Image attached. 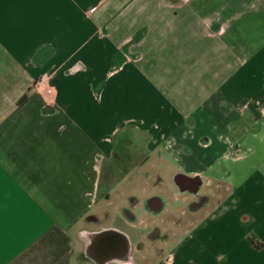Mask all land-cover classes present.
Returning <instances> with one entry per match:
<instances>
[{"label": "crops", "instance_id": "obj_1", "mask_svg": "<svg viewBox=\"0 0 264 264\" xmlns=\"http://www.w3.org/2000/svg\"><path fill=\"white\" fill-rule=\"evenodd\" d=\"M0 264H264V0H0Z\"/></svg>", "mask_w": 264, "mask_h": 264}, {"label": "rangeland", "instance_id": "obj_2", "mask_svg": "<svg viewBox=\"0 0 264 264\" xmlns=\"http://www.w3.org/2000/svg\"><path fill=\"white\" fill-rule=\"evenodd\" d=\"M126 132H128V134L127 135H125V137H131V138H138L139 139V135H136L135 136V134L132 132V130H130V129H127L126 130ZM128 148V147H127ZM132 148V147H131ZM136 150H134V151H131V157H135L134 155L136 154H138L137 153V151L135 152ZM128 153V152H127ZM134 153V154H133ZM126 155V154H125ZM120 171H121V168H120Z\"/></svg>", "mask_w": 264, "mask_h": 264}, {"label": "built area", "instance_id": "obj_3", "mask_svg": "<svg viewBox=\"0 0 264 264\" xmlns=\"http://www.w3.org/2000/svg\"><path fill=\"white\" fill-rule=\"evenodd\" d=\"M43 94H44V95H48V96H50V95L53 94V91H52L51 88H47V89H45V90L43 91Z\"/></svg>", "mask_w": 264, "mask_h": 264}]
</instances>
